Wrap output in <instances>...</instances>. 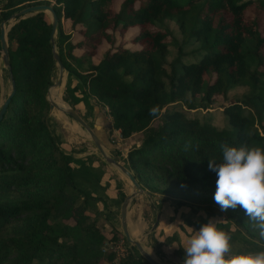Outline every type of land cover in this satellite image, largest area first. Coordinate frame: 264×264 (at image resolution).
Segmentation results:
<instances>
[{"label": "trees", "instance_id": "obj_1", "mask_svg": "<svg viewBox=\"0 0 264 264\" xmlns=\"http://www.w3.org/2000/svg\"><path fill=\"white\" fill-rule=\"evenodd\" d=\"M51 1L0 0V20L26 4ZM53 1L56 45L69 75L65 88L75 101L81 99L78 90L106 104L122 137L142 132L141 143L122 160L138 181L175 195L177 209L203 208V219L225 214L226 223L232 220L258 236L262 244L245 239L252 244L247 252L264 249V237L242 208L223 211L214 201L217 176L208 167L209 160L222 161L219 142L264 148V0H122L117 9L114 0ZM62 17L83 37L67 40L65 51ZM167 21L176 23L179 41L167 38L162 26ZM50 30L45 11H38L7 31L16 89L0 120V264H100L115 257L103 248L105 227L94 214L100 212L99 200L107 207L102 166L94 168L87 156L75 163L45 119V91L55 66ZM103 40L109 45L92 62ZM81 44L84 50L75 55L73 47ZM169 44H176L178 53L166 66ZM190 51L200 54L184 58ZM67 56L77 66L87 59L89 70L82 73ZM72 77L77 81L69 86ZM236 86L248 90L223 105L226 126L191 114ZM167 105L174 106L162 110ZM118 192L120 203L125 193ZM223 225L218 222L224 231ZM132 249L120 264H151Z\"/></svg>", "mask_w": 264, "mask_h": 264}, {"label": "rangeland", "instance_id": "obj_2", "mask_svg": "<svg viewBox=\"0 0 264 264\" xmlns=\"http://www.w3.org/2000/svg\"><path fill=\"white\" fill-rule=\"evenodd\" d=\"M121 1L122 0H114V6L116 9L119 7ZM51 2L53 3L54 1L52 0ZM45 14L46 17L50 20V14L48 12H45ZM247 14L249 13L247 12ZM61 25L63 31L68 34V38L65 39L63 43V49L65 51L64 44L67 40L71 42H78L82 40L83 37L77 32V26L74 27L73 24H70V21L67 18H61ZM162 26L165 27L167 30L168 39L172 37L179 41L181 33L177 28L176 23H174L173 21H167V23H164ZM136 31V28L133 30L128 29L124 33V38L132 37L136 33ZM108 45L109 43L103 40L101 43H98L95 46L94 54L91 55L92 62H98L102 52L106 51L105 49H107ZM136 46L137 45H133L132 47ZM195 46H197V44H195ZM168 48L170 51L167 55L166 66L169 65L167 63H169L178 53V47L176 44H169ZM56 49L58 50L57 45ZM83 50L84 47L83 44H81L73 47L72 52L75 55H80ZM199 54L200 53L192 54V51H190V54L183 55V57L192 59L193 55L199 56ZM67 60L73 66H76L78 70H80L82 73H86L87 70H89V64L87 59L81 62V66H77L76 60L72 59L69 56H67ZM57 72L58 68L55 64L54 69L52 70L53 81L57 78ZM68 79L69 75L67 73V70H65L62 87L60 88V98L58 102L63 100L65 103L74 107L87 122H91V119L94 115L96 117L103 116L104 118L109 119L110 125L108 126V129H106V141L107 143H109V147H107L106 150L112 156L118 158L121 161L125 160L127 162L128 150L134 147V143L129 144V142L131 143V141H127V139H124L125 137L122 136L120 137L119 142H117L113 136L115 132L118 131L111 125L112 116L109 113V109L106 104L100 103L92 94H87V96L85 94L82 95V92L78 90H76L75 94L81 96V99L79 101H75L68 92V90L65 88ZM76 81V77H72L69 80V86L75 84ZM1 86L4 89V92L0 96V99L4 98L11 88L8 69L3 66L0 56V92L2 90ZM247 90V86H236L230 89L225 96H215L214 102H212L209 107H198L190 109L192 110L191 114L197 115L201 118H207L219 128L226 126L228 123L223 113V105L228 104L231 100L243 95L245 92H247ZM46 91L45 96L47 98ZM51 97L55 99L56 96H53V94L51 93ZM173 106L174 105H167L162 110L172 109ZM45 119L48 123L50 130H52L56 134L60 147H62L67 152H72L74 156L73 160L75 163L76 159L87 156L86 161H88L94 168L97 169L99 166H102L103 173L101 180L103 183L106 182L107 188L105 189L104 197L106 199L107 207L104 208L103 202L99 200L97 204L99 206L100 212L95 210L94 214L99 226L105 227L102 230L105 235L103 248L105 250L114 251L115 257L111 261L102 259L100 260V264H120V259L126 256L130 250L133 251V244L126 240L123 230L121 228V202H118L119 190H123L125 194H128V192H130V180L126 179L128 177H126V175L116 169L115 166L110 165L103 159V157L93 144L92 140L90 139V136L87 131L82 129L75 119L65 115L57 108H50L49 105L45 113ZM80 128L82 130H80ZM138 145L139 144H136L135 146ZM88 157H90L91 159H89ZM139 183L144 189V191L134 196L130 200L128 205L127 218L128 228L131 232L130 236L133 238L141 239L144 246L157 259L161 261H173L183 264V259L185 255V250L183 247L187 245L188 239L195 234L201 224L207 222L208 219H216L215 222L218 221L224 224V232L231 236L230 243L233 252L238 253L248 251V247L252 246V244L247 243L245 239L262 244L258 241V236H249L244 231V228L238 226V224H236L234 221L230 220V224L226 223L225 214H223V216L220 215L221 217L209 216L203 219L206 214V211L203 208L200 207L197 208V210L192 211L190 210L189 206L182 205L179 206V209H177V197L175 195L170 193L152 191L148 189L142 183V181ZM161 202L162 204L159 205V203ZM192 203L196 204V202ZM205 204L207 203L203 202L201 205L204 206ZM88 213L93 214V212L89 210ZM156 219L157 223L155 224ZM69 221L72 222V219H70ZM218 222L216 224L219 228ZM153 224H155L156 229L154 230L155 233L153 231L154 234L151 237L152 239L161 241L158 243V245L153 240H150V233L152 232L151 230ZM111 228L113 229V232L111 231ZM113 234L117 235L115 239H112ZM171 235L173 236L170 237ZM156 249L162 250V253H157Z\"/></svg>", "mask_w": 264, "mask_h": 264}, {"label": "clouds", "instance_id": "obj_3", "mask_svg": "<svg viewBox=\"0 0 264 264\" xmlns=\"http://www.w3.org/2000/svg\"><path fill=\"white\" fill-rule=\"evenodd\" d=\"M219 148L222 161L208 164L217 176L214 201L223 211L242 208L264 237V148L247 143L232 146L226 141L219 142ZM215 220L208 219L188 239L183 264H264V251L233 252L231 236Z\"/></svg>", "mask_w": 264, "mask_h": 264}, {"label": "water", "instance_id": "obj_4", "mask_svg": "<svg viewBox=\"0 0 264 264\" xmlns=\"http://www.w3.org/2000/svg\"><path fill=\"white\" fill-rule=\"evenodd\" d=\"M38 11H45L50 14V21H51V30L49 34V40L51 42L52 46V58L54 63L57 65L58 72H57V78L50 83L47 86V101L50 108H57L61 112H63L65 115L72 117L75 119L80 127L87 131V133L90 136V139L92 140L93 144L103 157V159L109 163L110 165H113L118 169L120 172H122L131 182V190L126 194L121 201L120 204V223L121 228L123 230V233L125 235L126 240L131 242L133 245H135L136 249L140 253L141 256H143L144 259H146L151 264H182L178 262L173 261H161L157 259L143 244L142 240L139 238H133L130 236V230L128 228V218H127V211H128V205L130 200L136 196L137 194L144 191L140 183L138 182L137 178L135 177L132 170H130L124 163H122L120 160H118L116 157L112 156L107 152V147H109V143H107L106 138L107 136H103L97 132L95 124H90L87 122L81 114L72 106L65 103L63 100L60 102L54 100V98L51 97V88L57 87L62 84L64 79V64L60 58V55L58 53V50L56 49V30L58 26V16L57 13L52 5V3H30L26 4L24 6H21L19 9L11 12L6 18L2 19L0 21V56L3 63V66L8 69V74L10 78V84L11 88L8 94L0 101V120L2 119L4 112L7 109L8 103L10 102L15 89V79L13 77L11 68H10V57H9V44L7 40V31L9 28L13 25L14 22L19 20L20 18L29 16L35 12ZM157 223V219L155 221V224ZM154 224V225H155ZM264 251V249L254 251V252H260Z\"/></svg>", "mask_w": 264, "mask_h": 264}, {"label": "crops", "instance_id": "obj_5", "mask_svg": "<svg viewBox=\"0 0 264 264\" xmlns=\"http://www.w3.org/2000/svg\"><path fill=\"white\" fill-rule=\"evenodd\" d=\"M2 87V86H1ZM3 92H4V89H3V87H2V90H1V92H0V96L3 94ZM8 94V93H7ZM6 94V95H7ZM2 99H0V101H1ZM104 111V110H103ZM106 121H109L110 122V120L109 119H106V118H104L103 116L101 117H96L95 115L92 117V119H91V122L93 123V124H95V125H99V124H101L103 127H105V129H108V126L106 127L105 126V124H106ZM80 130H82L81 128H80ZM118 131V130H117ZM114 139H116V141L117 142H119V139H120V134H119V131L118 132H115V134H114ZM141 137H142V132H136V133H134V134H132V135H130V136H128V137H125L124 139H127V141H131V143L129 142V144H133L134 143V145H136V144H140L141 143ZM111 147V146H110ZM155 225L153 224L152 225V230L151 231H154L155 230ZM150 231V232H151Z\"/></svg>", "mask_w": 264, "mask_h": 264}, {"label": "bare ground", "instance_id": "obj_6", "mask_svg": "<svg viewBox=\"0 0 264 264\" xmlns=\"http://www.w3.org/2000/svg\"><path fill=\"white\" fill-rule=\"evenodd\" d=\"M62 87V84L59 87H52L51 88V93L53 96H56L54 100L58 101L60 98V88ZM53 91V92H52ZM86 134V133H85ZM128 179V178H126ZM129 217V216H128ZM131 233V232H130Z\"/></svg>", "mask_w": 264, "mask_h": 264}, {"label": "flooded vegetation", "instance_id": "obj_7", "mask_svg": "<svg viewBox=\"0 0 264 264\" xmlns=\"http://www.w3.org/2000/svg\"><path fill=\"white\" fill-rule=\"evenodd\" d=\"M96 126V129H97V132L99 133V134H101V135H103L104 137L106 136V133H107V131H106V129H105V127H103L101 124H99V125H95Z\"/></svg>", "mask_w": 264, "mask_h": 264}]
</instances>
